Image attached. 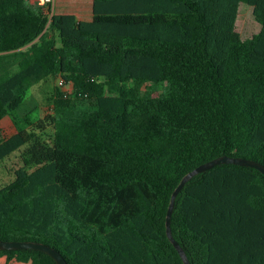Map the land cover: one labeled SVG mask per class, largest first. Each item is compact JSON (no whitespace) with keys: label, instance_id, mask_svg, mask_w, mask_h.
<instances>
[{"label":"trees","instance_id":"obj_1","mask_svg":"<svg viewBox=\"0 0 264 264\" xmlns=\"http://www.w3.org/2000/svg\"><path fill=\"white\" fill-rule=\"evenodd\" d=\"M243 2L261 25L248 38ZM59 78L72 89L51 113L0 127V160L22 161L0 186V239L68 264H185L166 223L181 179L221 155L264 164V0H0V120ZM171 228L192 264H264V173L193 176ZM0 264L58 263L18 248Z\"/></svg>","mask_w":264,"mask_h":264},{"label":"rangeland","instance_id":"obj_2","mask_svg":"<svg viewBox=\"0 0 264 264\" xmlns=\"http://www.w3.org/2000/svg\"><path fill=\"white\" fill-rule=\"evenodd\" d=\"M236 27L243 38H248L260 30L261 25L255 19L253 8L249 4L244 2L241 3ZM56 87H59L62 91H71L72 89L70 85H62L60 83V78L33 85L30 88L25 104L17 112V122L13 120L11 115H7L0 120V127H2L8 135L14 134L22 128L32 127L33 123L37 121L40 116L43 117L51 113L50 97H53ZM66 99H74V95ZM87 103V100L79 101L80 106H85ZM48 135H50V132ZM19 155V151H15L7 158L0 160V186L14 179L15 169L22 165Z\"/></svg>","mask_w":264,"mask_h":264},{"label":"water","instance_id":"obj_3","mask_svg":"<svg viewBox=\"0 0 264 264\" xmlns=\"http://www.w3.org/2000/svg\"><path fill=\"white\" fill-rule=\"evenodd\" d=\"M220 163H236L239 165H246L250 167L258 168L260 171L264 173V164L251 159L247 157H241V156H233V155H221L216 158H213L209 161H206L204 163H201L197 167H195L193 170L189 171L180 181L176 189L174 190L171 202L167 211V217H166V223H167V233L171 241L174 243L175 247L178 249L180 255L184 259L185 264H192L190 260L187 257V253L185 252L182 245L175 239V237L172 234V228H171V219L172 214L174 210V205L176 201V197L179 194V192L184 188L186 183L195 175L204 172L212 167H214L217 164ZM18 248H31V249H38L45 251L49 255H51L58 264H68V261L64 257V255L54 248L51 245H48L42 241L37 240H2L0 239V249H18Z\"/></svg>","mask_w":264,"mask_h":264},{"label":"built area","instance_id":"obj_4","mask_svg":"<svg viewBox=\"0 0 264 264\" xmlns=\"http://www.w3.org/2000/svg\"><path fill=\"white\" fill-rule=\"evenodd\" d=\"M38 1L41 4H46V5H50V6H54L55 0H35ZM61 84H64L63 81H60Z\"/></svg>","mask_w":264,"mask_h":264}]
</instances>
